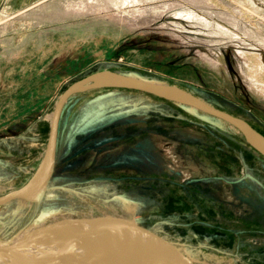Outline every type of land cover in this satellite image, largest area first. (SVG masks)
<instances>
[{"label": "rangeland", "instance_id": "374dc122", "mask_svg": "<svg viewBox=\"0 0 264 264\" xmlns=\"http://www.w3.org/2000/svg\"><path fill=\"white\" fill-rule=\"evenodd\" d=\"M106 69L181 87L264 133V0H45L0 15V196L36 172L62 93ZM26 71L39 89L47 83L42 111L8 110L30 100L14 88L25 79L4 75ZM17 112L24 124L9 122ZM101 216L135 221L198 263L264 264V160L201 112L131 90L85 91L62 112L44 200L0 207V244Z\"/></svg>", "mask_w": 264, "mask_h": 264}, {"label": "water", "instance_id": "95a60500", "mask_svg": "<svg viewBox=\"0 0 264 264\" xmlns=\"http://www.w3.org/2000/svg\"><path fill=\"white\" fill-rule=\"evenodd\" d=\"M94 88L136 91L175 103L188 110L201 112L238 130L247 143L264 156V136L245 120L215 108L181 87L106 69L74 82L62 93L54 108L47 146L36 172L21 188L0 196V207L15 201L34 205L44 200L54 177L62 112L71 98ZM95 224L106 225L135 243L136 249L132 251L124 264H202L191 259L174 243L157 236L137 222L117 216L65 219L35 227L26 235L10 240V244L0 247V264L20 256L24 249L32 246L39 236L61 235L68 246L73 238ZM52 264L57 262L54 261Z\"/></svg>", "mask_w": 264, "mask_h": 264}, {"label": "bare ground", "instance_id": "6f19581e", "mask_svg": "<svg viewBox=\"0 0 264 264\" xmlns=\"http://www.w3.org/2000/svg\"><path fill=\"white\" fill-rule=\"evenodd\" d=\"M5 245L8 244L0 247ZM136 247L132 240L114 229L95 224L73 238L68 246L61 235L39 236L20 256L1 264H52L54 261L57 264H124Z\"/></svg>", "mask_w": 264, "mask_h": 264}, {"label": "crops", "instance_id": "0c3cea01", "mask_svg": "<svg viewBox=\"0 0 264 264\" xmlns=\"http://www.w3.org/2000/svg\"><path fill=\"white\" fill-rule=\"evenodd\" d=\"M45 0H0V15L3 17H8V18H16L18 16L23 15L24 13L31 11L32 9H34V7L36 5H38L39 3L43 2ZM2 61V60H1ZM35 72H25V73H21V74H14V73H9L4 75V78H19V79H25V83L26 85L24 86L22 83H14V88L18 89L19 88V92L20 93H24L26 92V96L27 99L30 100L29 102L26 101V103L22 102L21 105H12L11 107H9L8 110H13V111H17V110H22V109H37V110H44L46 108L47 105H44V103L46 102L45 100L47 99V92L45 87L46 86L45 82H41V88L39 89V83L38 81L33 80V76L35 75ZM44 73H40V76L46 78L47 76L43 75ZM55 77V76H52ZM53 85V83H52ZM20 86V87H19ZM23 88V90L21 89ZM52 88V87H51ZM52 92V91H51ZM17 93V92H15ZM22 95V94H21ZM2 72L0 71V105H2ZM34 97H37V101L38 105H30L31 103V99H34ZM23 104V105H22ZM4 109V107H3ZM26 115V114H25ZM25 115H22V112H17V116L14 114V116L9 120V122L13 123H25V121H27V118ZM0 116H2V114L0 113ZM2 118V117H0ZM17 118H18V122H17ZM2 125H6V121H2L1 122Z\"/></svg>", "mask_w": 264, "mask_h": 264}, {"label": "flooded vegetation", "instance_id": "af4514ba", "mask_svg": "<svg viewBox=\"0 0 264 264\" xmlns=\"http://www.w3.org/2000/svg\"><path fill=\"white\" fill-rule=\"evenodd\" d=\"M197 96V95H196ZM200 98V97H199ZM164 102H168V101H164ZM168 103H172V102H168ZM208 103V102H207ZM172 104H175V103H172ZM177 105V104H176ZM211 105V104H210ZM213 106V105H212ZM215 107V106H214ZM215 108H217V107H215ZM217 109H219V108H217ZM221 110V109H220ZM222 111H224V110H222ZM226 112V111H225ZM227 113H229V112H227ZM229 114H231V113H229ZM233 115V114H232ZM234 116H236V115H234ZM237 117H239V116H237ZM239 118H241V117H239ZM241 119H243V118H241ZM243 120H245V119H243ZM246 122H248L256 131H258L260 134H262L263 136H264V133L261 131V130H259L258 128H256L252 123H250L249 121H247V120H245ZM229 125V124H228ZM230 126V125H229ZM233 128V127H232ZM236 130V129H235ZM237 132H238V134H239V136L241 137V138H243V140H245L246 141V139H245V137L243 136V134L242 133H240L238 130H236ZM246 143H247V141H246ZM248 144V143H247ZM249 145V144H248ZM249 147H250V149L252 150V152H254V153H256L258 156H260L263 160H264V156L262 155V154H260L257 150H255L252 146H250L249 145ZM57 159V158H56Z\"/></svg>", "mask_w": 264, "mask_h": 264}, {"label": "trees", "instance_id": "16d2710c", "mask_svg": "<svg viewBox=\"0 0 264 264\" xmlns=\"http://www.w3.org/2000/svg\"><path fill=\"white\" fill-rule=\"evenodd\" d=\"M162 100V99H161ZM162 101H165V100H162Z\"/></svg>", "mask_w": 264, "mask_h": 264}]
</instances>
